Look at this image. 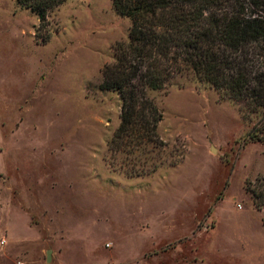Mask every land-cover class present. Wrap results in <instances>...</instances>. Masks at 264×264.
<instances>
[{"label":"rangeland","instance_id":"1","mask_svg":"<svg viewBox=\"0 0 264 264\" xmlns=\"http://www.w3.org/2000/svg\"><path fill=\"white\" fill-rule=\"evenodd\" d=\"M40 23L0 0V264H264L256 118L176 74L150 93L164 144L111 152L121 102L99 84L130 19L65 0Z\"/></svg>","mask_w":264,"mask_h":264},{"label":"trees","instance_id":"2","mask_svg":"<svg viewBox=\"0 0 264 264\" xmlns=\"http://www.w3.org/2000/svg\"><path fill=\"white\" fill-rule=\"evenodd\" d=\"M15 1L35 13L41 26L47 13L65 0ZM111 2L131 24L128 40L115 44L113 61L104 65L99 84L121 102L109 151L142 154L164 144L157 132L162 113L150 93L182 73L237 103L245 120L256 118L250 137L264 141V0ZM245 189L255 208L262 209L264 175L248 181Z\"/></svg>","mask_w":264,"mask_h":264}]
</instances>
